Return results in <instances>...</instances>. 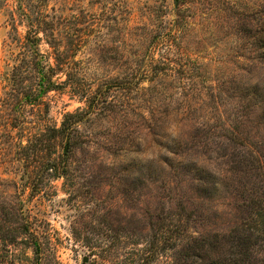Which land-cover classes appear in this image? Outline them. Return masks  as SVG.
<instances>
[{
    "label": "rangeland",
    "instance_id": "rangeland-1",
    "mask_svg": "<svg viewBox=\"0 0 264 264\" xmlns=\"http://www.w3.org/2000/svg\"><path fill=\"white\" fill-rule=\"evenodd\" d=\"M262 208L264 0H0V264H191Z\"/></svg>",
    "mask_w": 264,
    "mask_h": 264
},
{
    "label": "trees",
    "instance_id": "trees-1",
    "mask_svg": "<svg viewBox=\"0 0 264 264\" xmlns=\"http://www.w3.org/2000/svg\"><path fill=\"white\" fill-rule=\"evenodd\" d=\"M16 72L17 74H19L20 69L17 68ZM39 85L40 93H44L47 90H52V87L55 86V83L52 80L47 81L45 79H42L41 82H39ZM95 99L96 98H91L88 105L89 109L96 104ZM33 100H35L34 97ZM89 109L85 112L79 111L76 113H68L65 116V119L63 120L62 126L60 128H51V130H53L54 132L53 134H51L52 136H50L53 137L51 141L55 142V140L59 136L64 138V154H68L70 152V148L77 144L78 141L76 140V136L80 134L79 122L81 121V119H83L84 114L90 111ZM46 133V131L40 133V135L37 136V141L33 143V146L27 145L24 147L29 151L30 157H32V155H30L32 154V152H36V157H38L41 154L39 150L43 147H46L48 140L45 139L43 141H40L42 136ZM46 168L48 171H52V175H57L58 170L56 169V167L51 166L50 163L47 164ZM262 210L264 211V208H262ZM261 229L263 233L259 234L258 236L252 230L235 227L234 229H232V231H230V233H225L222 235L216 234L212 238V242L207 238L198 239L199 242L195 247H197L196 249L201 253L190 254L189 252H187V256L192 258L193 261L191 262V264H254L251 260L253 249L255 245L260 244V241H258L259 239L264 241V227ZM21 230L22 232L27 233L28 238L32 242L36 252L39 254L40 244L36 235L30 231L27 225H24ZM226 245H229V254L225 256L224 253L222 257L217 255L218 251L224 250V247ZM211 253H214V256H211ZM198 260H200L201 262H198Z\"/></svg>",
    "mask_w": 264,
    "mask_h": 264
},
{
    "label": "water",
    "instance_id": "water-1",
    "mask_svg": "<svg viewBox=\"0 0 264 264\" xmlns=\"http://www.w3.org/2000/svg\"><path fill=\"white\" fill-rule=\"evenodd\" d=\"M85 261H87V258H86V260ZM84 264H86V263H84Z\"/></svg>",
    "mask_w": 264,
    "mask_h": 264
}]
</instances>
